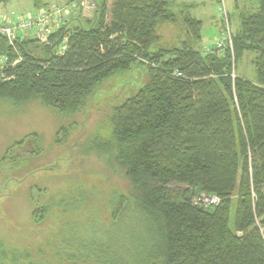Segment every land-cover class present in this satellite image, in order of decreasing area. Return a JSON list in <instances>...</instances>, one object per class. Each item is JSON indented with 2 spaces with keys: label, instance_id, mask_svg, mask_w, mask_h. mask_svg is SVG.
<instances>
[{
  "label": "trees",
  "instance_id": "trees-1",
  "mask_svg": "<svg viewBox=\"0 0 264 264\" xmlns=\"http://www.w3.org/2000/svg\"><path fill=\"white\" fill-rule=\"evenodd\" d=\"M33 1L34 11L51 4ZM93 2L91 19H71L75 24L64 23L46 43L27 39L14 50L0 35V55L8 58L0 97L39 99L66 114L136 63L155 64L137 94L113 110L108 143L131 187L127 196L113 195L111 217L118 223L134 207L151 233L130 236L125 254L112 260L80 256V263L264 264V0L240 15L231 48L211 54L186 42L151 51L162 25L201 37V21L185 6L174 13L172 0ZM65 35L67 48L58 56L56 44ZM244 55L253 56V82L236 72ZM201 195L219 203L203 206ZM7 256L0 246V264Z\"/></svg>",
  "mask_w": 264,
  "mask_h": 264
},
{
  "label": "rangeland",
  "instance_id": "rangeland-1",
  "mask_svg": "<svg viewBox=\"0 0 264 264\" xmlns=\"http://www.w3.org/2000/svg\"><path fill=\"white\" fill-rule=\"evenodd\" d=\"M93 1L87 0L86 8L65 16L62 25L75 24L73 18L91 19ZM218 1L173 0L170 8L174 13L185 6V13L201 21V37L193 40L179 25H162L158 29L160 44L151 51L186 42L203 52L223 41L224 31L232 38L239 29L240 15L259 6V0H224L225 25ZM45 2L50 6L41 9H67L71 4L66 0ZM34 9L33 0L0 3V15L10 20ZM252 58L244 55L236 67L237 74L251 82L255 81ZM154 66L146 60L136 63L100 85L72 114L47 107L39 99L18 103L0 97V246L8 254L6 264H81L80 256L112 260L117 252L125 254L123 247L130 236L151 233L141 226L142 216L134 207L118 223L111 217L113 195L127 196L131 187L108 143L113 110L137 94L147 82L148 69ZM235 202L236 196L230 227Z\"/></svg>",
  "mask_w": 264,
  "mask_h": 264
},
{
  "label": "built area",
  "instance_id": "built-area-1",
  "mask_svg": "<svg viewBox=\"0 0 264 264\" xmlns=\"http://www.w3.org/2000/svg\"><path fill=\"white\" fill-rule=\"evenodd\" d=\"M220 6L219 9L222 13L223 22L227 23V12L225 9V1H218ZM87 0H77L75 3H71L69 8L64 9L59 6L51 7L50 9H40L39 11H34L32 13L27 14L26 16H19L15 20H10L8 18H4L0 15V35L3 36L8 45L15 50V45L18 42H22L27 39H37L42 43H46L49 36L56 31L59 27L61 28L62 21H64V17L73 13V11H77L80 8H86ZM92 9L95 8L94 4L91 5ZM63 19V20H61ZM65 22V21H64ZM64 24V23H63ZM227 27V26H226ZM32 37H29L30 35ZM67 36H62L58 43L56 44V55L62 56L67 48ZM232 41L231 35L227 30L224 34L223 41L216 42L214 46L204 49L205 54H211L213 51H221L226 49V47L231 48ZM21 59L17 58L14 60L11 65H15ZM8 62V58L6 56L0 55V69ZM173 76L182 77V74L179 72H174ZM2 80H7L5 75L1 74ZM199 203L203 206H215L219 203L218 199L214 196H205L201 195L199 199Z\"/></svg>",
  "mask_w": 264,
  "mask_h": 264
},
{
  "label": "crops",
  "instance_id": "crops-1",
  "mask_svg": "<svg viewBox=\"0 0 264 264\" xmlns=\"http://www.w3.org/2000/svg\"><path fill=\"white\" fill-rule=\"evenodd\" d=\"M173 1V0H172ZM55 2V1H54ZM182 5V4H181ZM7 18V17H6Z\"/></svg>",
  "mask_w": 264,
  "mask_h": 264
}]
</instances>
